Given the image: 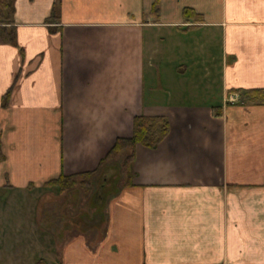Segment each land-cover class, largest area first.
Wrapping results in <instances>:
<instances>
[{"label": "crops", "instance_id": "obj_1", "mask_svg": "<svg viewBox=\"0 0 264 264\" xmlns=\"http://www.w3.org/2000/svg\"><path fill=\"white\" fill-rule=\"evenodd\" d=\"M153 2L14 0L16 45L0 43V234L35 238L43 203L60 196L42 185L60 174L114 173L112 158L98 166L134 117H166L170 130L155 150L135 147L134 176L109 197L102 232L87 212L43 253L40 241L32 257L0 246V264H264V106L225 104L230 90L264 89V0H160L157 24ZM54 5L59 20L47 21ZM184 8L203 23H184ZM154 28L193 34L181 54L216 64L221 100H145Z\"/></svg>", "mask_w": 264, "mask_h": 264}, {"label": "rangeland", "instance_id": "obj_2", "mask_svg": "<svg viewBox=\"0 0 264 264\" xmlns=\"http://www.w3.org/2000/svg\"><path fill=\"white\" fill-rule=\"evenodd\" d=\"M182 30L183 29L179 28H174L173 30L154 28L145 33L146 41L147 37L150 40L153 33L154 41L152 43L154 44L155 53L157 52V55L154 54L153 56L154 62L152 68L151 66L148 67L146 64V80L144 87L145 100H149L153 97L157 100L163 101L166 100V96H168L172 102L182 99V101H187L188 104H196L198 101H204L210 99V97L211 100H221L222 98H219V94L216 92L218 90V84H216V64H210L207 66L200 64L198 66L197 63H192L194 57H187L185 59L181 54L182 44L188 45L187 40L192 39L193 34L189 33L185 36ZM147 55L148 58H150V55ZM210 67L213 68L211 71ZM154 70L157 71L156 78L153 77ZM166 71H174L177 72L178 75L175 73L174 77L171 76L170 79V77H166ZM210 72H212L213 78L206 79ZM206 84H209L212 87L211 91L214 93L213 96L212 94H209L205 97V94L209 92L204 89ZM125 156V151L114 156L108 162V165L113 167L112 169L114 170V173H112L113 171L110 172L105 178L100 177V172L97 173L90 182L87 191H83L77 187L71 191L73 194L68 193L66 195V193H64L58 197L54 196L50 199L48 205H45L44 202L43 210L45 211L47 208L50 212L42 215L41 221L43 224H41L40 220L36 218V228H39V231L35 233V238L31 239V232H28L27 234L25 232L14 234L13 232L9 233V230L6 228V233L0 234V246L2 249L8 250L13 248L14 250H18L21 248L29 252L27 257H32V254L35 252V247H37L40 241L41 244L39 245L42 247L41 250H43L40 253H43L45 248H51L56 245L57 235H64L65 232L63 230L67 229L68 226L75 224L76 230L82 228V216L86 215L87 212H90L91 216V223L89 224L90 228L94 229L96 227L97 229L95 236L97 232H102L105 225L104 209H106L105 207L108 199L126 180L121 168ZM32 197L33 195L31 194L30 198ZM102 198L103 202L101 201ZM56 202L58 203L57 205H55ZM95 202L98 205L99 203L101 204L96 208ZM73 207L77 208L75 209ZM94 215L102 216V220L95 219ZM47 222H53V224L46 226L45 224ZM56 227H58L59 233L55 230ZM40 232H44V234L42 235V239L38 240ZM9 234H11V238L7 240L6 238Z\"/></svg>", "mask_w": 264, "mask_h": 264}, {"label": "trees", "instance_id": "obj_3", "mask_svg": "<svg viewBox=\"0 0 264 264\" xmlns=\"http://www.w3.org/2000/svg\"><path fill=\"white\" fill-rule=\"evenodd\" d=\"M160 0H154L150 12L147 16L152 23H159L160 19ZM182 19L184 23L201 24L203 23L202 16L196 13L193 9L184 8L182 10ZM59 20V11L57 5H54L50 18L47 21L57 22ZM14 24V0H0V43L7 45H16ZM10 90L3 97V105L7 103ZM235 94L238 101L235 104L226 102V105L240 106H264V89H249V90H230L228 95ZM222 104H212L210 109L214 117H220L223 113ZM170 130V125L166 117L163 116H145L143 114L134 117L132 122V134L129 138H117L113 147L108 152L107 156L100 162L108 160L123 151L129 153L124 157L121 168L122 172L129 184L134 176L133 161L134 149L137 145H141L149 150H155L160 143L166 138ZM4 157L0 153V161ZM102 163V164H101ZM95 172L82 173L76 175L60 174L57 178L52 179L42 185V189L51 192L54 195H61L67 191L79 187L83 191H87L90 185L92 176ZM78 188V189H79Z\"/></svg>", "mask_w": 264, "mask_h": 264}, {"label": "built area", "instance_id": "obj_4", "mask_svg": "<svg viewBox=\"0 0 264 264\" xmlns=\"http://www.w3.org/2000/svg\"><path fill=\"white\" fill-rule=\"evenodd\" d=\"M237 101H238V97L235 94L229 96L228 99L226 100V102L230 104H235Z\"/></svg>", "mask_w": 264, "mask_h": 264}, {"label": "water", "instance_id": "obj_5", "mask_svg": "<svg viewBox=\"0 0 264 264\" xmlns=\"http://www.w3.org/2000/svg\"><path fill=\"white\" fill-rule=\"evenodd\" d=\"M98 217H101V216H98ZM96 219H98V218L96 217Z\"/></svg>", "mask_w": 264, "mask_h": 264}]
</instances>
